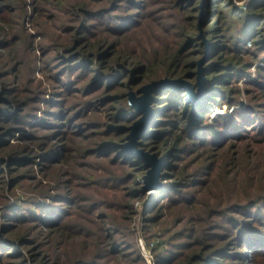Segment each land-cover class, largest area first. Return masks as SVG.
<instances>
[{"label":"rangeland","instance_id":"rangeland-1","mask_svg":"<svg viewBox=\"0 0 264 264\" xmlns=\"http://www.w3.org/2000/svg\"><path fill=\"white\" fill-rule=\"evenodd\" d=\"M22 1H24L28 12L24 17L18 15V18L26 28L23 31L14 22V25L18 27L15 28V32L18 33L20 38H23L25 32L32 33L30 39L32 44L28 45L26 42H18L19 40H17L12 45L11 48L16 50L17 56L22 62L17 64V69L8 77L0 78V81H6L11 87H16L17 90L13 96L10 93L4 94L1 90L0 107H6L5 109L11 113L26 111L28 114L37 115L38 117L49 116L46 108L50 105L47 106L46 101L48 98L57 96L56 91L60 85L56 86L58 79L56 77L66 76L64 68L61 69L57 66L60 62L58 60L60 59L59 51H61L58 43L65 39V33L70 36L74 32L71 29L63 30L64 27L70 24L74 25V21H71L67 16V3L72 0H38L43 7V13L39 15L38 11L35 10V17L32 16L34 0ZM251 1L146 0V7L143 12L145 16L148 13L147 17H142L141 25L132 31L116 36L120 42L119 44L128 45L135 54L148 53L151 49L159 48L165 42L172 44L173 39L176 38L183 42L188 36L195 35L203 50L202 52H196L200 47L198 44H189L188 46L187 51H192L194 53L193 57H196L194 76L169 77L164 75L144 81L145 79L142 76L138 77L136 74V76L119 74L118 76L113 75V78L110 79L113 86L109 89L103 90L100 87L92 86L89 91L83 89L88 77L76 79L74 85L79 88L75 93L73 92L67 96L65 109L69 112H63L65 115H63L62 120L67 119L66 115L68 114L70 125L74 124L77 129L72 133L73 136L65 139L71 149L70 154L66 158L63 157L62 161L61 157L58 161L56 159L49 161L46 166L40 165L47 151L39 141L45 139L52 141L54 136L51 130L50 132L47 131L48 128L37 130L40 135L35 136L32 140H29L28 137L26 140L16 139L20 129L9 137V141L16 140L21 145L27 143L29 149L35 153L36 162L34 160L31 166H29L30 164L21 165L17 168L13 167V170L1 172L6 183H0V210L3 203H6V201L11 203L16 196L39 195L43 192L47 193V189L50 191L59 190L58 186L60 184L58 183L60 182L57 181V177L59 172L61 173V170L65 168L66 171L61 174L62 179L75 195L82 197V200L79 202L80 204L74 203L72 205V214H70L69 219L65 218L67 223L70 222L71 227L77 229L71 235L59 237V231L38 227L41 229L39 230L36 226H30V224L12 229L15 237L17 231L29 230L31 240L24 244L16 243L15 248L17 250L10 248L9 251H19L20 255H10L2 264H13V260L21 258H25L30 264H37L43 254L44 258L48 255L46 261L49 259L50 264L55 263L52 262L53 260L60 264H70L75 258H92L102 252L99 245L103 244L106 238L108 240L114 238L112 236L105 238L104 236L101 240V227L102 225L105 226V222L116 226L114 236L124 246H118L120 250L116 255L111 253L105 257H103L104 254L101 255L100 261L103 264H158L156 256L161 248H167L176 242L186 240L190 241L191 245L185 249L198 248V245L202 244L198 243L199 239L209 235L207 232L213 227L214 216L209 214L208 209L203 207H205L206 202H214L215 204L218 197H221L219 193L222 191V199L228 197L227 193L230 194L224 183V174L228 177L234 176L236 181L239 182L238 198L247 199L250 196L264 192V175L261 174L263 165L261 162L264 161V141L257 140V137H263V135L253 134V131H250L249 134L254 136L232 140L231 143L216 150L214 156L217 161L214 167L215 173L212 174V178L207 183H204L200 190L197 191L194 187L184 186V182H182L184 179L181 178L179 172L183 170L192 171L200 161L202 162L206 158L207 152H203L202 155L198 153L191 160L184 159L174 168L166 167L168 164L166 157L160 151V148L167 147L163 139L152 137L151 140H146L148 139L146 137L147 130L152 125L155 116L153 103V91L155 89L150 91L149 106L152 108V112L142 134L136 138V146L148 153L149 156L162 157L159 174L162 184L159 188L152 190L145 187L144 175L149 165L146 166L143 158L131 153L126 147L127 142H129L128 135L131 132V125L143 114L137 106L131 104V95L134 97L142 96L143 91L141 88L145 84L164 77L185 79L194 85L196 89L198 87L197 70L199 61L202 59L201 65L204 68L203 78L205 79L203 94L195 100L188 99L187 93L185 96L190 103L201 101L206 89L207 66L211 58L219 53L226 43L231 42L233 35L236 33L235 27L238 26V22L236 23L231 8L246 11ZM182 9L184 10L181 11ZM213 24L216 27L208 32V28ZM254 26L264 28V21L255 20ZM181 30H184L185 33ZM206 42L208 48H206ZM245 46L254 47L248 38ZM215 49L216 51L213 53ZM258 65L264 66V51L258 52L257 56L253 58L248 70L250 76L244 75L233 78V81L228 83L229 95L236 97V100L242 104L262 101L260 92L247 83ZM71 77L74 78V75H71ZM100 84L103 87L105 82H100ZM162 87L164 89L167 87L183 88ZM86 101H90L97 108L93 110L89 107L83 109V104ZM124 101L130 106L133 114L116 118L117 105ZM206 109L209 111V116L212 117L216 113L225 112L227 102L220 97V99L211 100L207 103ZM34 119L32 117V120ZM159 119L161 122L163 117L161 116ZM15 125L17 124L15 123ZM63 125L60 123L54 127L61 129ZM117 126L120 129L115 133ZM29 128L27 127V129ZM66 128L68 129L67 126ZM109 138H114L122 147L118 148L119 150L116 153L113 150L114 152L112 151L102 157L94 155L91 150L93 145ZM58 142L61 143V140ZM121 155L128 156L130 162L119 161ZM6 157V150L3 152L0 150L1 163L6 160ZM232 157H235L236 165L228 163ZM66 159L71 161L67 167L61 165ZM166 168L168 169L166 170L167 173L174 176H170L168 180H163L161 178L162 172ZM111 174L119 176L120 180L111 179ZM16 176H19L20 179L17 180L18 177L16 178ZM14 178L15 181H13ZM250 179L252 183L248 184L247 182H250ZM177 181L182 192L191 193L195 190L198 192L199 203L193 208L188 209L180 205L181 194L174 192L173 195L168 196L166 193L159 191L160 188L164 189L167 185L171 186L173 182ZM225 189L227 192H224ZM162 198H164V201ZM90 201L96 203L88 211L89 206L87 203H90ZM159 204L162 207H158ZM190 214H194V218L187 220L186 218ZM1 223L2 216L0 215V230H2ZM190 226H192V230L189 231L191 236L183 235L186 230L188 231L187 227ZM178 231H182L183 234ZM173 261L172 264L177 263V261Z\"/></svg>","mask_w":264,"mask_h":264},{"label":"trees","instance_id":"trees-1","mask_svg":"<svg viewBox=\"0 0 264 264\" xmlns=\"http://www.w3.org/2000/svg\"><path fill=\"white\" fill-rule=\"evenodd\" d=\"M223 3L225 2L223 1ZM145 5L146 0H72L67 3V16L71 21H74V25L70 24L63 30L71 29L74 32L70 36L65 33V39L58 43L61 51H59L60 59L58 60L60 62L57 66L61 69L64 68L66 76L56 77L58 78L56 86L60 85L56 91L57 96L48 98L46 101L47 106L50 105L46 108L49 116L38 117L30 115L26 111L11 113L5 109L6 107H0V150L2 152L6 150L7 154L6 160L0 162V183H6L5 177L2 176L3 172L13 170V167L17 168L21 165L30 164L29 166H31L35 160V153L29 149L27 143L21 145L16 140L9 141V137L14 135L18 129L20 131L16 139L21 140H26L27 137L32 140L35 136H39L40 133H37V130L40 128H48L47 131L53 132L52 141L48 139L39 141L47 151L40 165L46 166L49 161L54 159L58 161L61 157L62 161L63 157L66 158L70 154L71 146L67 140L65 142V139L73 136L72 133L77 127H74V124L70 125V118L67 117L69 110L65 109V102L67 96L75 93L79 88L74 85L76 79L88 77L83 89L89 91L92 86L100 87L103 90L109 89L113 86L110 79L113 78V75L118 76L119 74L129 76L136 74L138 77L142 76L144 81L164 75L169 77L194 76L196 57H193L192 51L187 50L189 44L199 45L195 35L188 36L183 42L177 38L173 39L172 44L165 42L159 48L151 49L148 53L135 54L128 45L119 44L116 36L126 34L141 25V18L145 16L143 12ZM25 6L22 0H0V78L8 77L17 69V64L22 62L18 58L16 50L11 48L12 45L17 40L26 42L28 45L32 44L30 43L32 42V40L30 41L32 33L25 32L23 38H20L15 32V28L18 27L14 25V22L23 31L26 28L18 18V15L20 17L27 15L28 11ZM33 10L32 16H34L35 10L39 15L43 13V7L38 0H34ZM231 10L233 17L236 18V23L238 22V26L235 27L236 33L233 35L232 41L226 43L221 51L211 58L207 66V82L203 99L198 103H190L185 98L186 91L183 88L167 87L164 89L161 87L153 91L155 116L152 125L147 130L146 137L148 139L146 140H151L152 137L163 139L167 147L160 148V151L166 157L168 163L166 167L168 168L176 167L184 159L191 160L198 153L202 155L203 152H207L206 158L202 162L200 161L192 171L179 170L181 178L184 179L182 181L184 186L194 187L197 191L215 173L216 150L231 143L232 140L252 137L254 133L263 135V137L261 135V137H257V140L264 141V66L258 65L252 77L247 81L260 92L261 102L242 104L236 100V97L229 95L230 89L227 88L233 78L250 76L248 70L253 58L257 56L258 52L264 51V28L254 26L255 20L264 21V0H252L246 11L237 8H231ZM147 15L148 13L145 17ZM210 26L208 32L216 27L215 24ZM181 31L185 33L184 30ZM247 38L254 47L245 46ZM202 50L203 47L200 46L196 52H202ZM215 51L216 49L213 53ZM71 75H74V78ZM120 81L118 82L120 83ZM100 82H105V85L101 87ZM1 90L4 94L10 93L13 96L17 89L3 80L0 81ZM220 97L227 102V109L223 113H216L210 117L209 111L206 109L207 103L220 99ZM88 107L91 110L97 108L90 101H86L83 104V109ZM117 108L116 118L133 114L132 109L125 101L119 103ZM65 111L67 119L62 120ZM161 116L163 120L160 122ZM32 117L35 119L32 120ZM60 123L64 124L61 129L54 127ZM27 127L30 128L27 129ZM116 128L115 133L120 129L119 126ZM250 131H253L252 135L249 134ZM59 140L61 143L58 142ZM121 147V144L114 138H109L97 142L91 150L94 155L102 157L113 150L116 153ZM118 160H122L124 163L130 162L128 156L124 155H121ZM69 162L71 161L66 159L61 165L67 167ZM236 162L235 157H232L228 163L236 165ZM261 163L263 164L261 174L264 175V161ZM3 167L4 169H2ZM166 170L168 169L166 168L162 172L163 180L174 176L167 173ZM64 171L66 168L62 169L57 177V181L60 182L58 183L60 184L59 190L50 191L47 189V193L43 192L39 195L16 196L11 203L6 201L1 205L0 264L6 261L10 255H20V252L16 251V243L24 244L31 240L29 230L17 231L15 237L12 229H17L18 226L30 224L36 228H48L59 231V237L71 235L77 230L71 227L70 222L66 221L72 214V205L80 204L82 197L75 195L66 186L61 176ZM16 178L20 179L19 176ZM110 178L116 181L120 180V177L114 174H111ZM223 179L226 189L230 192V194L227 193L228 197L222 199V191L219 193L221 197H218L215 204L206 202L203 207L214 216L213 227L207 232L209 235L199 239L198 243L202 244L198 245V248L185 249L191 245L187 240L176 242L167 248H161L156 256L158 264H172L173 260L177 261L176 264H264V192L247 199L238 198L239 182L234 176L228 177L225 174ZM251 179L250 182H247L248 184L252 183ZM65 180L67 181V179ZM178 184V181L173 182V185H167L164 189L160 188L159 191L168 196L173 195L174 192L181 194L180 205L188 209L197 205L199 203L198 192L195 190L191 193H184L179 189ZM226 189L224 192H227ZM231 192L233 193L231 194ZM162 200L164 201V198ZM95 203L88 202L87 210H91ZM189 218H194V214H190L186 219ZM187 228L188 231L186 230L184 234L182 231L178 232L191 236L189 231L192 230V226ZM101 230V240L104 236L105 238L114 237L110 240L106 238L104 243L99 245L102 252H99L97 257L75 258L70 264H103L100 261L101 255L104 254L103 257L109 253L116 255L120 250L118 246H124L114 236L116 226L105 222V226L102 225ZM10 248L16 250L10 252ZM47 258L48 255L44 258L43 254L37 264H50L49 259L46 261ZM13 261V264H30L25 258ZM52 262L60 264L56 260Z\"/></svg>","mask_w":264,"mask_h":264},{"label":"water","instance_id":"water-1","mask_svg":"<svg viewBox=\"0 0 264 264\" xmlns=\"http://www.w3.org/2000/svg\"><path fill=\"white\" fill-rule=\"evenodd\" d=\"M203 34V31L201 32ZM206 48H208V43L206 42ZM202 59L199 61V66L197 70V85H192L185 79L182 78H169L164 77L162 79L151 81L150 83L145 84L141 90L143 95L139 97H134L131 95V104L137 106L139 111H142L143 114L137 119L133 125H131V132L128 135L129 142H127L126 147L131 153L137 154L140 158L145 160V165H149L146 174L144 175L145 187L155 190L160 187L162 184L159 179V174L161 170L162 157H156V155L149 156L148 153H145L141 149H138L136 146V138H138L148 121V118L152 112V108L149 106L151 94L150 91L161 88L162 86H174V87H183L186 90L188 99L195 100L201 97L204 90L205 79L203 78V66L201 65Z\"/></svg>","mask_w":264,"mask_h":264}]
</instances>
